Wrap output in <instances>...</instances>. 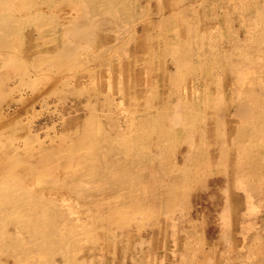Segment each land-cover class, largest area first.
I'll use <instances>...</instances> for the list:
<instances>
[{"label": "rangeland", "instance_id": "1", "mask_svg": "<svg viewBox=\"0 0 264 264\" xmlns=\"http://www.w3.org/2000/svg\"><path fill=\"white\" fill-rule=\"evenodd\" d=\"M0 264H264V0H0Z\"/></svg>", "mask_w": 264, "mask_h": 264}, {"label": "bare ground", "instance_id": "2", "mask_svg": "<svg viewBox=\"0 0 264 264\" xmlns=\"http://www.w3.org/2000/svg\"><path fill=\"white\" fill-rule=\"evenodd\" d=\"M59 263V262H58Z\"/></svg>", "mask_w": 264, "mask_h": 264}]
</instances>
